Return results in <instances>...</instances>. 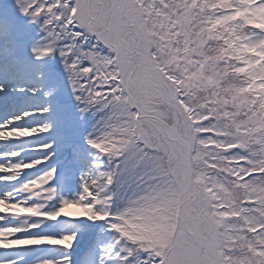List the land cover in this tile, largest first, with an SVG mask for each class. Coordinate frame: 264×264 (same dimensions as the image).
I'll list each match as a JSON object with an SVG mask.
<instances>
[{"label":"snow or ice","instance_id":"obj_1","mask_svg":"<svg viewBox=\"0 0 264 264\" xmlns=\"http://www.w3.org/2000/svg\"><path fill=\"white\" fill-rule=\"evenodd\" d=\"M261 14L0 0V264H264Z\"/></svg>","mask_w":264,"mask_h":264},{"label":"rangeland","instance_id":"obj_2","mask_svg":"<svg viewBox=\"0 0 264 264\" xmlns=\"http://www.w3.org/2000/svg\"><path fill=\"white\" fill-rule=\"evenodd\" d=\"M253 23H255L257 26L264 27V14H261L259 16L254 17L253 18ZM25 130H21V132H20V130L17 129V130H14V132H15V134H18L19 135V134H24V131ZM97 134H99V133H97ZM3 136H6V133H3ZM36 138L37 137H32V140L35 139V141H34L35 144L38 142ZM30 139H29L28 143H31L32 142V141H30ZM15 142H17V141H15ZM34 142H32V143L34 144ZM28 143L27 144H24V145H28ZM13 178L14 177H6V179H13ZM32 187L35 188L37 186H33L32 185ZM35 214H37V213H35ZM70 214H72V215H79L78 211H76V210H70ZM79 230H80V225L78 223H76V222H64V223H62L59 226V228L57 229V232L58 233L59 232H73V231H79ZM43 231L46 233L48 230L47 229H44Z\"/></svg>","mask_w":264,"mask_h":264},{"label":"bare ground","instance_id":"obj_3","mask_svg":"<svg viewBox=\"0 0 264 264\" xmlns=\"http://www.w3.org/2000/svg\"><path fill=\"white\" fill-rule=\"evenodd\" d=\"M19 110H21L20 108H19ZM21 124H23V123H25L24 121H21L20 122ZM20 132H21V130H20ZM24 134H27V130H25L24 131ZM6 135H8L7 133H6ZM0 136H2L1 135V133H0ZM25 141V140H24ZM12 142L13 141H10V142H7L8 144H12ZM0 143H4V142H0ZM12 145H14V144H12ZM16 146H18V145H16ZM34 186H38V185H34ZM3 206V207H2ZM5 207L7 208V207H10V206H7V205H4L2 202H0V210H3V209H5ZM28 214V213H27ZM29 215H33V212H31ZM3 239L2 238H0V241H2ZM3 243H12L11 241H7V242H3ZM1 244V243H0ZM7 255H14L15 253L14 252H9V253H6Z\"/></svg>","mask_w":264,"mask_h":264}]
</instances>
